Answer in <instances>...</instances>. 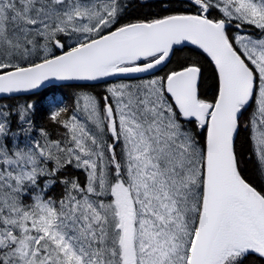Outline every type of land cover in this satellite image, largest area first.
Masks as SVG:
<instances>
[{
	"label": "snow or ice",
	"instance_id": "obj_1",
	"mask_svg": "<svg viewBox=\"0 0 264 264\" xmlns=\"http://www.w3.org/2000/svg\"><path fill=\"white\" fill-rule=\"evenodd\" d=\"M130 6L0 0V99L110 84L56 105L55 138L35 105L0 104V264H264V188L236 147L243 128L264 178V0ZM188 46L213 66V100L197 61L147 78Z\"/></svg>",
	"mask_w": 264,
	"mask_h": 264
},
{
	"label": "trees",
	"instance_id": "obj_2",
	"mask_svg": "<svg viewBox=\"0 0 264 264\" xmlns=\"http://www.w3.org/2000/svg\"><path fill=\"white\" fill-rule=\"evenodd\" d=\"M170 7L165 11L161 6V0H126L124 3L131 5L127 9V14L132 19H143L144 17L154 18L158 15L170 14L173 12H191V8L180 7L182 0H166ZM215 15V13L213 14ZM248 30L258 32L251 28ZM235 29H232L230 34L235 33ZM197 61L203 68V79L201 81L200 91L202 98L207 100H213L216 94L217 81L214 76V69L205 56H203L198 49L194 47H184L182 51H177L171 58V63L167 64L160 71L157 77H163L168 72L178 69L181 64L187 62ZM107 84H98L96 87L90 88H77L71 86H58L50 87L42 91L43 95H25L19 96L16 99L3 98L0 99V104L5 105H23L25 103H31L35 105L33 109L34 122L37 128H46L55 138L57 135L56 126L53 125L49 119L51 111L55 109L56 105L62 107H68L71 109L73 100L78 92L87 91L91 92L98 97H102L107 89ZM247 119V114L245 116ZM237 151L243 161L241 167L245 176L251 180L257 187L264 188V178H261L257 171V161L252 155L250 150L249 133L243 128L240 130L239 136L236 140ZM84 179L83 176L80 177ZM61 189L58 187L55 195L60 194ZM249 264H258L255 259L251 260Z\"/></svg>",
	"mask_w": 264,
	"mask_h": 264
},
{
	"label": "water",
	"instance_id": "obj_3",
	"mask_svg": "<svg viewBox=\"0 0 264 264\" xmlns=\"http://www.w3.org/2000/svg\"><path fill=\"white\" fill-rule=\"evenodd\" d=\"M190 47H194V46H190ZM154 71H155V73H157V72H159L161 70H154ZM109 79L112 80L113 78H109ZM65 83H67V84H73V83H78V82H65ZM95 83H96V85H98V84H103L105 82L104 81H98V82H95ZM58 86H62V82H55L53 84H49L46 87L40 89L39 91L42 92V91L46 90L47 88H50V87H58ZM25 95H33V94H20L19 96H25Z\"/></svg>",
	"mask_w": 264,
	"mask_h": 264
},
{
	"label": "rangeland",
	"instance_id": "obj_4",
	"mask_svg": "<svg viewBox=\"0 0 264 264\" xmlns=\"http://www.w3.org/2000/svg\"><path fill=\"white\" fill-rule=\"evenodd\" d=\"M125 1H126V0H122L123 3H124ZM254 37H258V36L255 35ZM156 78H159V77H156ZM133 83H134V82H133ZM108 87H109V86H108ZM86 92H87V91H86ZM33 134L36 135V136L38 137V131H37V132H34Z\"/></svg>",
	"mask_w": 264,
	"mask_h": 264
},
{
	"label": "flooded vegetation",
	"instance_id": "obj_5",
	"mask_svg": "<svg viewBox=\"0 0 264 264\" xmlns=\"http://www.w3.org/2000/svg\"><path fill=\"white\" fill-rule=\"evenodd\" d=\"M246 33V32H245ZM247 33H249V32H247Z\"/></svg>",
	"mask_w": 264,
	"mask_h": 264
},
{
	"label": "bare ground",
	"instance_id": "obj_6",
	"mask_svg": "<svg viewBox=\"0 0 264 264\" xmlns=\"http://www.w3.org/2000/svg\"><path fill=\"white\" fill-rule=\"evenodd\" d=\"M56 107V106H55Z\"/></svg>",
	"mask_w": 264,
	"mask_h": 264
}]
</instances>
